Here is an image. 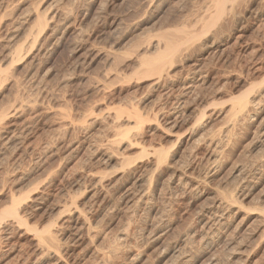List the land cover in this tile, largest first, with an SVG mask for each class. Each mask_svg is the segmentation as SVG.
<instances>
[{"label":"rangeland","instance_id":"374dc122","mask_svg":"<svg viewBox=\"0 0 264 264\" xmlns=\"http://www.w3.org/2000/svg\"><path fill=\"white\" fill-rule=\"evenodd\" d=\"M212 1H23L31 12L41 4L43 14L57 9L68 21L24 47L28 55L16 64L2 63L12 41L0 32V115L24 107L0 116V226L7 232L0 264H55L53 251L62 264H264V91L236 126L229 116L241 92L264 85V0L228 1L209 39L203 35L196 52V43L185 45L190 53L173 60L178 78L171 72L152 87L134 63L147 41L179 37L181 25L201 31ZM192 81L197 92L186 94ZM158 151L166 155L161 162ZM143 182L149 189L141 198ZM11 197L20 199L22 218L5 217ZM49 227L57 242L35 234Z\"/></svg>","mask_w":264,"mask_h":264},{"label":"bare ground","instance_id":"6f19581e","mask_svg":"<svg viewBox=\"0 0 264 264\" xmlns=\"http://www.w3.org/2000/svg\"><path fill=\"white\" fill-rule=\"evenodd\" d=\"M23 1L24 0H0V32L1 33H3V36H4V38H8L9 39V43H11V41H12V47H11V45H10V47L11 48H7L8 49V51H7V53H6V55H4L5 56V58L3 57V56H1L2 58H4L3 60H1L2 61V63H4V62H6V61H10V62H14L15 64L17 63L16 61H20V59H22V57H23V54H25L26 52V50H27V48H25L24 49V47H30L31 48V46L33 47L34 45H35V43L37 42V45L39 44L38 43V41H39V38L41 37V35L43 34V33H47L49 30H50V28L51 27H53V26H55V24L57 23H59L61 20V18H63V17H61L62 15V13H60V12H62V11H58L57 9H52L51 8V10L48 12V14H43L42 12H40V10L38 9V7L41 5H37L38 7H36L35 5V7H36V9H33L32 7L33 6H31V8L33 9L32 10V12L28 9V8H24V6H23ZM56 1V0H55ZM62 1V0H61ZM214 1V0H213ZM212 1V2H213ZM230 2L231 0H215V5H214V8H213V10L215 9L216 11L214 12V13H212L213 12V10H212V7H210L209 9H210V11H211V13H209V11L207 12V9L208 8H206V10H204L203 8V12L204 11H206L207 13H209V15L207 14L206 16H209V18H205L206 16L204 15L205 13H203V20L200 22L199 20V24H203L205 21H206V19L208 20L209 19V21H207V22H205V24H204V26H203V29L200 31V29L199 30H197V31H195L196 30V27H195V29H193V25L191 24V21H190V24L192 25V27H191V29H193V30H191V31H189L190 30V28H187L186 29V27L187 26H183L184 28H185V30H184V28L182 27V25H181V28H180V30L181 29H183V30H181L180 31V33H181V35L178 37V35L176 36V37H174V36H169V35H163L164 37H163V39L162 40H160V41H158V42H150L148 45H147V43H148V41L146 42V46H145V44H144V46H143V48H145L146 50L144 51V50H141V51H137L138 52V54H137V59H136V62H134L136 65H138L139 66V69H137V72H139L141 75H143V76H151V81L152 80H154V81H152V82H154V83H152L153 85H152V87L154 86V87H157L158 85H161L160 84V82L161 81H164V80H168L169 78H170V74H171V70H172V63H173V60L176 58L177 60L178 59H180L179 58V56H181L182 55V57H183V54H187V51H189L188 50V48H189V46L191 47V45H189V44H194V43H196V44H194V48H193V50H195V46H198L197 44H199L200 43V41H201V39L203 38V35H204V38L202 39V40H204L205 39V35H206V31L207 30H209L208 28H212V26L214 25V23H217V22H219L218 20L222 17V15H223V13H224V9H225V5H226V3L227 2ZM242 0H240V4L241 3H243V2H241ZM251 1V0H250ZM250 1H248V3H250ZM59 2V1H58ZM58 2H57V4H58ZM232 2V1H231ZM230 2V3H231ZM245 2V1H244ZM247 2V1H246ZM254 2H256V0L254 1ZM260 2V1H259ZM27 3H29V2H27ZM37 3V2H36ZM55 2H53V4H54ZM261 3V2H260ZM212 5H210V6H213V3H211ZM233 4H236V5H238V3L236 2V3H232V5ZM263 4V3H262ZM30 5H32L31 3H30ZM49 5V4H48ZM229 5V4H228ZM55 6H56V4H55ZM54 6V7H55ZM231 8H232V10H233V12H235L234 11V9L235 8H237V7H232L231 6V4L229 5ZM233 6H235V5H233ZM239 6V5H238ZM242 6H244V5H242ZM247 6V5H246ZM249 6V5H248ZM27 7V6H26ZM229 7V8H230ZM240 7V6H239ZM251 7H253V6H251ZM65 8V7H64ZM228 7L226 8L227 10H228V12L227 13H231V12H229L231 9H229ZM234 8V9H233ZM41 9V8H40ZM44 9V8H43ZM48 9V8H47ZM60 9H61V7H60ZM62 9H63V7H62ZM67 8H65V10H66ZM208 9V10H209ZM49 10V9H48ZM246 10V9H245ZM248 10V9H247ZM67 11V10H66ZM65 11V12H66ZM254 11V10H253ZM71 12V11H70ZM201 12V11H200ZM247 12V11H246ZM263 12V11H262ZM67 13L69 14V12L67 11ZM227 13H225V15H228ZM251 13V12H250ZM65 14V13H64ZM68 14H67V16H68ZM66 15V14H65ZM200 15V16H201ZM235 15V14H234ZM256 15V14H255ZM64 16V15H63ZM67 16H65V17H67ZM229 16H230V14H229ZM70 17V16H69ZM232 17V16H231ZM234 17V16H233ZM232 17V18H233ZM77 18V17H76ZM186 18V17H185ZM190 18V17H189ZM200 18V17H199ZM223 18H224V16H223ZM235 18H236V16H235ZM64 19H66V18H63L62 20H64ZM70 19V18H69ZM75 19V18H74ZM78 19V18H77ZM177 19V18H176ZM179 19V18H178ZM183 19V18H182ZM196 19V18H195ZM234 19V18H233ZM233 19H231V20H233ZM239 19V18H238ZM244 19V18H243ZM247 19V18H246ZM67 20V19H66ZM180 20H181V18H180ZM201 20V19H200ZM205 20V21H204ZM221 20H222V18H221ZM224 20V19H223ZM65 21V20H64ZM68 21V20H67ZM66 21V22H67ZM182 21V20H181ZM181 21H180V23H181ZM194 21V20H193ZM197 21V20H196ZM225 21H227V20H225ZM176 22V21H175ZM183 22V21H182ZM188 22V21H187ZM203 22V23H202ZM234 22V21H233ZM264 22V21H263ZM64 23V22H63ZM198 23V22H197ZM220 23H221V21H220ZM226 23V22H225ZM56 24V25H57ZM174 24V23H173ZM185 24H187V23H185ZM223 24V23H222ZM222 24L220 25V27L222 26ZM59 25H62V24H59ZM188 25V24H187ZM216 25V24H215ZM214 25V26H215ZM10 26V28H8ZM69 26V25H68ZM178 26H180V25H178ZM197 26V25H196ZM217 26H218V24H217ZM233 26V25H232ZM173 27V26H172ZM198 27H201V25L200 26H198ZM219 27V26H218ZM217 27V28H218ZM56 28H58V27H56ZM61 28V27H60ZM179 28V27H178ZM211 28H210V30H211ZM47 29H48V31H47ZM176 29V28H175ZM220 29V28H219ZM228 29V28H227ZM58 30H60V29H58ZM177 30V29H176ZM221 30H222V28H221ZM240 30V29H239ZM172 31V30H171ZM170 31V32H171ZM174 31V30H173ZM179 31V30H178ZM200 31V32H199ZM217 31V30H216ZM226 31V30H225ZM210 32V31H209ZM207 33V35H209L210 33ZM215 32V31H214ZM217 32H222V31H217ZM0 33V34H1ZM51 33H53V32H51ZM216 33V32H215ZM166 34H168V32H166ZM172 34V33H171ZM177 34V33H176ZM53 35V34H52ZM162 35H159V36H162ZM174 35H175V33H174ZM212 35L213 34H211V37H212ZM49 36V35H48ZM56 36V35H55ZM210 36V35H209ZM214 36V35H213ZM217 36H218V34H217ZM229 36V35H228ZM210 37V38H211ZM218 37H220V35L218 36ZM158 38V37H157ZM216 38V37H215ZM214 38V39H215ZM221 38V37H220ZM206 39H207V37H206ZM208 39H209V37H208ZM207 39V40H208ZM218 39V38H217ZM238 39V38H237ZM41 40V39H40ZM152 39H149V41H151ZM155 40H157V39H155ZM221 40V39H220ZM44 41H45V38H44ZM153 41V40H152ZM45 42H47V41H45ZM213 42V41H212ZM3 43H5L4 41H3ZM2 43V44H3ZM202 44H203V42H202ZM204 44H205V42H204ZM216 44V43H215ZM238 44V43H237ZM9 45V44H8ZM42 45V44H41ZM46 45H47V43H46ZM139 45V44H138ZM185 45H189L188 46V48L187 47H184ZM199 45H201V44H199ZM239 45V44H238ZM3 46V45H2ZM5 46V45H4ZM7 46V45H6ZM45 46V45H44ZM1 47V46H0ZM9 47V46H8ZM36 47V46H35ZM208 47V46H207ZM210 47V46H209ZM212 47V46H211ZM210 47V48H211ZM242 47H243V45H242ZM2 48V50H3V47H1ZM6 48V47H5ZM40 48H42V47H40ZM137 48V47H136ZM141 48V47H140ZM186 48V49H185ZM205 48V47H204ZM34 49V48H33ZM189 49H192V48H189ZM198 49V48H197ZM202 49H203V47H202ZM201 49V51H203ZM213 49V48H212ZM227 49V48H226ZM225 49V50H226ZM1 50V49H0ZM23 50H25V51H23ZM28 50H30V49H28ZM28 50H27V52H28ZM43 50V49H42ZM139 50V49H138ZM154 51V53L156 52L158 55L156 56V57H154L153 56V59H147V58H145L144 56H145V53H147L146 51ZM224 50V51H225ZM5 51V50H4ZM34 51H35V49H34ZM39 51V50H38ZM134 51H136L135 49H134ZM142 51H144V52H142ZM186 53H185V52ZM200 51V50H199ZM205 51H207V49L205 50ZM3 52V51H2ZM23 52V53H22ZM25 52V53H24ZM30 52V51H29ZM33 52V51H32ZM44 52V51H43ZM195 52H196V50H195ZM223 52V51H222ZM0 53H1V51H0ZM4 53V52H3ZM38 53V52H37ZM189 53H190V51H189ZM224 53V52H223ZM5 54V53H4ZM30 54H32V53H30ZM34 54V53H33ZM38 54H40V53H38ZM144 54V55H143ZM148 54V53H147ZM214 54V53H213ZM221 54V53H220ZM0 55H2V53L0 54ZM26 55H28V53H26ZM26 55H25V57H26ZM152 55H153V53H152ZM151 55V53H150V56H152ZM155 55V54H154ZM189 55V54H188ZM195 55V54H194ZM216 55V54H215ZM34 56H36V54L34 55ZM149 56V57H150ZM187 56V55H186ZM184 57L185 59H187L188 57ZM192 56V55H191ZM213 56V55H212ZM28 57V56H27ZM26 57V58H27ZM37 57V56H36ZM178 57V58H177ZM181 57V58H182ZM25 58V59H26ZM33 59H34V57H32ZM183 58V59H184ZM221 58V57H220ZM28 59V58H27ZM33 59H31V60H33ZM176 61V60H175ZM180 61V60H179ZM10 62H8V63H10ZM21 62V61H20ZM184 62V61H183ZM1 63V62H0ZM8 63L6 62V64L8 65ZM32 63V62H31ZM37 63V62H36ZM186 63V62H185ZM184 63V64H185ZM201 63V62H200ZM134 64V65H135ZM4 65H5V63H4ZM3 65V66H4ZM31 65V64H30ZM174 65V64H173ZM203 65V64H202ZM3 66H1L2 68H3ZM11 66H13L12 64H11ZM174 66H176V65H174ZM1 67H0V81H1V79H2V77H3V72H2V70H1ZM34 67V66H33ZM136 67V66H135ZM199 67V66H198ZM203 67V66H202ZM202 67H200V69L202 68ZM175 68V67H174ZM183 68H184V66H183ZM187 68V67H186ZM205 68V67H204ZM34 69V68H33ZM199 69V70H200ZM179 70V69H178ZM182 70V69H181ZM193 70V69H192ZM199 70L197 69L196 70V68H195V71H192L193 72V75H194V78L196 79V77L198 76V74H200L201 73V70H200V72H199ZM205 70V69H204ZM27 71H28V69H27ZM29 71H30V69H29ZM177 71V70H176ZM4 72H5V69H4ZM189 72H191L190 70H189ZM191 72V73H192ZM203 72V71H202ZM34 73V72H33ZM172 73H175L174 74V76H173V78L175 79V75H176V72L174 71V72H172ZM7 74V73H6ZM138 74V73H137ZM205 74V73H204ZM12 75V74H11ZM136 75V74H135ZM178 75V74H177ZM177 75H176V77H177ZM190 75V74H189ZM192 75V76H193ZM7 76V75H6ZM9 76V75H8ZM204 76V75H203ZM224 76V75H223ZM152 77H153V79H152ZM181 77V76H180ZM202 77V76H201ZM5 78V77H4ZM7 78V77H6ZM11 78V77H10ZM13 78V77H12ZM25 78V77H24ZM139 78V77H138ZM144 78V77H143ZM142 78V79H143ZM172 78V79H173ZM178 78V77H177ZM182 78V77H181ZM189 78H191V77H189ZM16 79V78H15ZM140 79V78H139ZM200 79V78H199ZM144 80H145V78H144ZM190 80V79H189ZM204 80V79H203ZM186 81V80H185ZM184 81V82H185ZM198 81V80H197ZM196 81V82H197ZM2 82V81H1ZM143 82V81H142ZM166 82V81H165ZM195 82V83H196ZM203 82V81H202ZM212 82V81H211ZM238 82H239V80H238ZM18 83V82H17ZM185 84V83H184ZM187 84H189L188 86H187V93H186V90L184 91L186 94H188L190 91H191V89H194L195 87H197V86H195L194 88H192L193 87V81L190 83H187ZM246 84V83H245ZM264 84V83H263ZM262 84V85H263ZM2 85V84H1ZM151 85V84H150ZM197 85V84H196ZM200 85V84H199ZM198 85V86H199ZM204 84H202L201 86H203ZM243 85V84H242ZM253 85V84H252ZM251 85V87L250 88H248V89H246V91H243V92H241V93H243V94H239L238 96H237V98H235L234 99V101L232 102L233 103V105H232V103H231V113H230V115L229 116H231L232 118H233V120H232V118H231V120L230 121H232L234 124L233 125H235L236 123L235 122H237V124H238V120L239 119H241L242 120V118L243 117H245L247 114H248V112H249V110L250 111H252L253 109H254V106L256 105V99H257V96L260 94L261 95V93L264 91V85L263 86H261V85H259L260 87H258L257 89H258V92H257V89L255 88L256 87V85L254 84L253 86ZM16 86V85H15ZM147 86V88H148V86L149 85H146ZM245 86V85H244ZM150 88H152L151 86H149ZM159 87V86H158ZM184 87V86H183ZM249 87V86H248ZM200 88V87H199ZM243 88V87H242ZM174 89V88H173ZM172 89V90H173ZM183 89H185V88H183ZM202 89V88H201ZM204 89V88H203ZM240 89V88H239ZM152 90H153V88H152ZM152 90H149L148 89V91H152ZM197 90V89H196ZM213 90V89H212ZM256 90V91H255ZM147 91V90H146ZM147 91V92H148ZM183 91V90H182ZM193 91H195V89L194 90H192V93H193ZM216 91V90H215ZM255 91V92H254ZM172 92V91H171ZM170 92V93H171ZM195 92H197V91H195ZM256 92H257V94H256ZM161 93V92H160ZM169 93V94H170ZM175 93V92H174ZM182 93V92H181ZM184 93V94H185ZM201 93V92H200ZM256 95H255V94ZM168 94V95H169ZM183 94V93H182ZM181 94V95H182ZM223 94V93H222ZM253 94V95H252ZM164 95V94H163ZM167 95V96H168ZM191 95V94H190ZM202 95V94H201ZM252 95V96H251ZM180 96V95H179ZM183 96V95H182ZM196 96V95H195ZM194 96V97H195ZM178 97V96H177ZM194 97H192L193 99H194ZM259 97V96H258ZM188 98H190V96L188 97ZM187 98V99H188ZM204 98V97H203ZM177 99V98H176ZM184 98L182 97H179V99H177V102H176V104L177 105H181L182 104V100H183ZM175 100V99H174ZM16 103V102H15ZM184 103V102H183ZM192 103H193V101H192ZM17 104H20V102L18 101L17 102ZM186 104V103H185ZM185 104H183V105H185ZM24 105V104H23ZM12 106H15V104H13ZM20 107H22V106H20V105H16L14 108L12 107V111H10L9 109H11V108H8V110L10 111V112H8V113H6L7 115L5 116V112L3 113V114H1L0 116L2 117V115L3 116H5V117H7V116H13V114L16 116V112L19 110V109H21ZM23 109H24V107H22ZM176 108V107H175ZM181 108H182V105H181ZM171 109V108H170ZM177 109V108H176ZM183 109H184V107H183ZM20 111V110H19ZM22 111V110H21ZM20 111V112H21ZM135 111V110H134ZM134 111H132L133 113H134ZM178 111V110H177ZM222 111V110H221ZM220 111V112H221ZM6 112H7V110H6ZM176 112V111H175ZM132 113V114H133ZM174 113V112H173ZM250 113V112H249ZM18 114H20V113H17V115ZM135 115H136V113H134ZM227 114V113H226ZM224 115V114H223ZM14 116V117H15ZM177 116H179V115H177ZM228 116V117H229ZM1 117H0V119H1ZM5 117H3V118H5ZM10 118V117H9ZM8 118H6V119H4V120H7ZM178 119V118H177ZM182 119H184V118H182ZM230 119V118H229ZM245 119V118H244ZM3 120V119H2ZM3 120V121H4ZM127 119H125V120H123V121H126ZM130 119H128L127 121L128 122H130L129 121ZM177 120H175V122H176ZM132 122V121H131ZM139 121H137V123H138ZM202 122V121H201ZM4 123V122H3ZM185 123V122H184ZM2 123H0V125H1ZM11 124V123H10ZM175 124V123H174ZM173 124V125H174ZM204 124V123H203ZM236 124V125H237ZM170 125V124H169ZM184 125V124H183ZM201 125V124H200ZM200 125H198V126H200ZM233 125H231L232 127H234ZM235 125V126H236ZM7 126V125H6ZM9 126V125H8ZM137 126H139V124H137ZM204 126V125H203ZM202 126V128H204ZM11 127V126H10ZM174 127V126H173ZM194 127V126H193ZM2 128H4V127H2ZM7 128V127H6ZM5 129V128H4ZM8 129V128H7ZM198 129V128H197ZM9 130V129H8ZM199 130H200V128H199ZM7 133V132H6ZM12 133V132H11ZM231 133V132H230ZM124 134V133H123ZM13 136H15V135H13ZM127 136V135H126ZM125 136V137H126ZM3 138V137H2ZM9 140V139H8ZM131 140L132 139H130V142H131ZM135 141V140H134ZM134 141H132V142H134ZM12 142H14V141H12ZM127 142H129V141H127ZM129 142V143H130ZM211 143V142H210ZM130 144H132L133 145V143H130ZM187 144V143H186ZM130 146V145H128V143H127V146L129 147L130 146V148L131 147H133V146ZM211 146H212V144H210ZM209 145V146H210ZM216 145H218V144H216ZM211 146H210V148H211ZM215 146V145H214ZM219 146V145H218ZM220 147V146H219ZM125 148H127V147H125ZM209 148V147H208ZM212 149V148H211ZM213 149H214V147H213ZM219 149V148H218ZM215 151V150H214ZM97 152V151H96ZM107 152V151H106ZM155 152V151H154ZM159 152V151H158ZM158 152L155 154L156 156H158L157 158H159V160H160V162H161V159H162V161H163V158H165L166 157V155H165V157H164V155L162 156L161 154H163L164 152L162 151L161 153H160V155L158 154ZM213 153V151H211V156L214 154H212ZM105 154V153H104ZM108 154V153H107ZM111 154V153H110ZM109 154V155H110ZM106 155V154H105ZM113 157H114V155L113 154H111ZM168 155V154H167ZM215 155V154H214ZM103 157H105L104 155H103ZM113 157H108L109 158V161H111L112 160V158ZM169 157V156H168ZM216 158H217V156H216ZM107 159V158H106ZM115 159V158H114ZM214 159V158H213ZM156 160V159H155ZM107 161V160H106ZM165 161H166V163H167V160H165L164 159V163H165ZM264 161V160H263ZM99 162V161H98ZM157 163V162H156ZM165 163V164H166ZM103 164V163H102ZM153 164H155V163H153ZM104 165V164H103ZM150 165V164H149ZM156 165H159V167H161L160 166V164H156ZM163 165V164H162ZM148 166V165H147ZM152 167V166H151ZM153 167H155V165H153ZM156 167H158V166H156ZM166 167V166H165ZM171 167V166H170ZM171 168H173V167H171ZM155 169V168H154ZM157 169V168H156ZM155 169V170H156ZM166 169V168H165ZM129 170V169H128ZM150 170V169H149ZM174 170V169H173ZM234 170V169H233ZM146 171V170H145ZM163 171V170H162ZM161 171V172H162ZM240 171H242V170H240ZM130 172H132L131 170H130ZM150 172V171H149ZM153 172V171H152ZM157 172V171H156ZM234 172V171H233ZM154 173V172H153ZM241 173V172H240ZM243 173V172H242ZM241 173V174H242ZM90 174H92V173H90ZM127 174V173H126ZM130 174V173H129ZM237 174H239V172L237 173ZM143 175V174H142ZM147 175V174H146ZM240 175V174H239ZM238 175V176H239ZM88 176V175H87ZM86 176V177H87ZM90 176H92V175H90ZM139 176H140V174H139ZM144 176V175H143ZM142 176V177H143ZM149 176V175H148ZM152 176V175H151ZM238 176H236V177H238ZM85 177V178H86ZM98 177V176H97ZM92 178V177H91ZM84 179V178H83ZM134 179V178H133ZM85 180V179H84ZM98 180V179H97ZM142 180H143V178H142ZM145 180V179H144ZM84 182V181H83ZM99 182V181H98ZM97 182V183H98ZM146 182V181H145ZM145 182H143L141 185L142 186H140V187H138V188H140V190H141V193H142V195L140 196L141 198H144V195H146L144 192L145 191H147L149 188H148V183H145ZM96 183V182H95ZM139 183H140V181H139ZM144 184H147V185H144ZM97 184H95V186H96ZM140 185V184H139ZM95 188V187H94ZM96 194V193H95ZM100 194V193H99ZM107 194V193H106ZM105 194V195H106ZM123 194V193H122ZM105 195H103V196H105ZM43 197V196H42ZM103 198V197H102ZM109 198V197H108ZM107 198V199H108ZM110 198H112V197H110ZM140 198V199H141ZM11 200H12V206L11 207H8V208H5L4 209V214H5V217H11V218H13V217H15V218H22V217H19V207H21L20 205V199H18V198H14V197H11L10 198ZM100 199V198H99ZM114 199V198H113ZM38 200V199H37ZM103 200V199H102ZM119 200V199H118ZM145 200V199H144ZM120 201V200H119ZM143 201V200H142ZM122 202V201H121ZM141 202V201H140ZM217 203V202H216ZM20 204V205H19ZM37 204V203H36ZM75 204V203H74ZM222 203L221 202H219V204L217 205V206H219L220 207V205H221ZM28 206V205H27ZM35 207V206H34ZM26 208V207H25ZM28 208V207H27ZM216 208V207H215ZM76 209H77V207H76ZM75 209V211H77ZM23 210V209H22ZM74 210V209H73ZM72 210V211H73ZM217 210V209H216ZM78 212V211H77ZM1 213H3V211L1 212ZM73 213V212H72ZM81 213V215H82V212H80ZM70 214V213H69ZM85 214V213H84ZM71 215V214H70ZM72 215H74V213L72 214ZM71 215V216H72ZM70 216V217H71ZM78 217V216H77ZM76 217V218H77ZM75 218V219H76ZM82 218V217H81ZM85 218H86V215H85ZM84 218V219H85ZM4 218H2V216H0V221L1 220H3ZM9 219V218H8ZM74 219V220H75ZM83 219V218H82ZM63 220H65V219H63ZM77 220H79V218H77ZM76 220V221H77ZM81 220V219H80ZM15 221H16V219H15ZM18 221V220H17ZM85 221H88V220H85ZM23 222V221H22ZM72 222V221H71ZM82 223L84 222V221H81ZM216 222V221H215ZM214 222V223H215ZM1 223V222H0ZM19 223V222H18ZM76 223V222H75ZM213 223V224H214ZM70 224V223H69ZM79 224V223H78ZM84 224H86L85 222H84ZM13 225V224H12ZM75 225V224H74ZM83 225V224H82ZM88 225V224H87ZM211 225H212V223H211ZM215 226V225H214ZM3 227V226H2ZM1 226H0V240H2L3 242H4V234L5 233H7V232H4V227L2 228ZM9 227V226H8ZM74 227V226H73ZM87 227V226H86ZM11 228V227H10ZM13 228V227H12ZM79 228H81V227H78V229ZM83 228H84V226H83ZM88 228H90V226L88 227ZM74 229H75V227H74ZM14 230V229H13ZM29 230V229H28ZM21 231V230H20ZM32 232V231H31ZM51 232L52 231H50V227H49V229L47 228H45V229H43V230H41V232H40V230H39V232L37 231H35V234L37 233V234H39L40 236H43V235H48V238L51 240V242H52V239L54 238V236H53V238H52V235H51ZM9 234V233H8ZM53 234V233H52ZM75 234V233H74ZM34 236V235H33ZM11 237V236H10ZM37 237H38V235H37ZM47 237V236H46ZM56 237V236H55ZM74 237H76V236H74ZM12 238V237H11ZM32 238V237H31ZM77 238V237H76ZM188 238V237H187ZM6 239V238H5ZM36 239V238H35ZM37 240V239H36ZM53 240H56L55 238L53 239ZM7 241V240H6ZM38 241V240H37ZM47 241H48V239H47ZM185 241V240H184ZM39 242V241H38ZM46 242V241H45ZM50 242V241H49ZM56 242H57V240H56ZM120 242V241H119ZM230 242V241H229ZM54 243H55V241H54ZM122 243V242H121ZM231 243V242H230ZM53 244V243H52ZM116 244V243H115ZM229 244V243H228ZM226 245V244H225ZM4 246V245H3ZM34 246V245H33ZM114 246V245H113ZM116 246H117V244H116ZM115 246V247H116ZM228 246V245H227ZM9 247V246H8ZM3 248V247H2ZM14 248V247H13ZM232 248V247H231ZM47 249H49V248H47ZM51 249V248H50ZM57 249H59V248H57ZM8 250V249H7ZM50 251H52V250H50ZM169 251V250H168ZM54 252V251H53ZM53 252H47L48 253V258H49V261H50V259L51 260H54V262H55V264H62L61 262H60V257H58V255H57V253H53ZM60 252V251H59ZM63 252V251H62ZM32 253V252H31ZM66 253V252H65ZM61 254V253H60ZM59 254V255H60ZM63 254V253H62ZM61 256V255H60ZM214 257V256H213ZM6 258V257H5ZM46 258H47V254H46ZM36 259V258H35ZM48 260V259H47ZM63 260V259H62ZM61 260V261H62ZM68 260V259H67ZM211 260V259H210ZM35 261H37V260H35ZM26 262H27V260H26ZM39 262V261H38ZM37 262V263H38ZM51 262V261H50ZM208 262V261H207ZM32 263V262H31ZM48 262L46 261V260H42V261H40L38 264H47ZM68 264V263H67ZM213 264V263H212Z\"/></svg>","mask_w":264,"mask_h":264}]
</instances>
